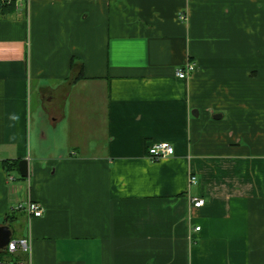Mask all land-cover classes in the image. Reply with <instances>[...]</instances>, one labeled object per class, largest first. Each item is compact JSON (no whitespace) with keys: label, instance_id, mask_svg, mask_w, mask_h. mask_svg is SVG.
Returning <instances> with one entry per match:
<instances>
[{"label":"crops","instance_id":"obj_1","mask_svg":"<svg viewBox=\"0 0 264 264\" xmlns=\"http://www.w3.org/2000/svg\"><path fill=\"white\" fill-rule=\"evenodd\" d=\"M159 142L174 152L151 160ZM22 159L27 176L7 171ZM29 200L40 217L13 209ZM5 224L30 264H264V0H15Z\"/></svg>","mask_w":264,"mask_h":264},{"label":"built area","instance_id":"obj_2","mask_svg":"<svg viewBox=\"0 0 264 264\" xmlns=\"http://www.w3.org/2000/svg\"><path fill=\"white\" fill-rule=\"evenodd\" d=\"M179 18L184 20L186 16L183 13L179 14ZM196 69V64L192 60L185 61L175 70V75L178 78L185 79L193 75ZM174 149L168 142H159L151 144L147 147V154L151 160H157L165 156L173 154ZM189 182L195 183L196 177L189 176ZM191 204L194 208H198L204 204V199L201 197H191ZM13 209L24 210L26 214L31 217H40L43 214V207L36 201L29 200L25 203L16 204ZM194 230H199V226H195ZM23 252L24 258L16 256V252ZM30 240L27 236L11 238L6 246L0 249V264H30L29 262ZM6 256V257H4Z\"/></svg>","mask_w":264,"mask_h":264},{"label":"water","instance_id":"obj_3","mask_svg":"<svg viewBox=\"0 0 264 264\" xmlns=\"http://www.w3.org/2000/svg\"><path fill=\"white\" fill-rule=\"evenodd\" d=\"M20 175L27 176V160L22 159L18 162ZM12 236V230L8 225H0V249L4 248Z\"/></svg>","mask_w":264,"mask_h":264},{"label":"trees","instance_id":"obj_4","mask_svg":"<svg viewBox=\"0 0 264 264\" xmlns=\"http://www.w3.org/2000/svg\"><path fill=\"white\" fill-rule=\"evenodd\" d=\"M15 0H0V15L7 16L14 10ZM81 75H77L75 79H79ZM19 160H13L12 162H6V169L9 171L11 168H18ZM10 165V166H9Z\"/></svg>","mask_w":264,"mask_h":264},{"label":"rangeland","instance_id":"obj_5","mask_svg":"<svg viewBox=\"0 0 264 264\" xmlns=\"http://www.w3.org/2000/svg\"><path fill=\"white\" fill-rule=\"evenodd\" d=\"M13 229H15V233L13 234V237L16 238V235H17V233H18V230H17V228H16V225L13 226ZM4 257H6V256H4Z\"/></svg>","mask_w":264,"mask_h":264}]
</instances>
